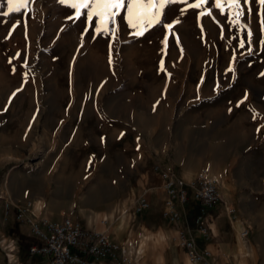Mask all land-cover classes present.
I'll use <instances>...</instances> for the list:
<instances>
[{
	"label": "rangeland",
	"instance_id": "1",
	"mask_svg": "<svg viewBox=\"0 0 264 264\" xmlns=\"http://www.w3.org/2000/svg\"><path fill=\"white\" fill-rule=\"evenodd\" d=\"M241 8L246 29L209 0L166 9L165 23L179 21L171 32L154 26L136 37L118 17L115 38L96 33L98 18L69 19L74 10L60 0L0 15V264H40L27 256L36 242L14 206L82 226L111 213L127 219L142 200L165 205V171L187 184L215 179L249 229L255 256L244 264H264V5ZM11 239L9 263L2 245Z\"/></svg>",
	"mask_w": 264,
	"mask_h": 264
},
{
	"label": "crops",
	"instance_id": "2",
	"mask_svg": "<svg viewBox=\"0 0 264 264\" xmlns=\"http://www.w3.org/2000/svg\"><path fill=\"white\" fill-rule=\"evenodd\" d=\"M162 200L161 197L159 204L149 206L144 212L136 210L127 219L111 213L106 223L97 222L95 218L83 226L105 235L112 244L130 243L129 256L134 264H191L182 246V237L194 243L197 253L209 254L204 264H244V259L254 258V249L241 236L245 224L229 215L227 203L205 207L190 198L179 209L180 220L170 222L163 216ZM198 218L207 224L208 239L198 231ZM62 219L57 215L42 220L60 223ZM136 250L138 255H135ZM39 263L47 264L46 258H40Z\"/></svg>",
	"mask_w": 264,
	"mask_h": 264
},
{
	"label": "built area",
	"instance_id": "3",
	"mask_svg": "<svg viewBox=\"0 0 264 264\" xmlns=\"http://www.w3.org/2000/svg\"><path fill=\"white\" fill-rule=\"evenodd\" d=\"M161 177L166 195L163 216L170 222L180 220L179 209L189 201L190 197L205 207L223 203L216 180L205 174L198 175L190 184L170 171L163 172ZM30 206V204L14 206L17 212L16 219L24 221L30 234L41 243L40 246L34 245L28 248L27 253L30 257L46 258L47 264H134L129 256L132 249L130 243L112 244L105 235L86 230L71 218H64L60 223L39 220L32 214ZM8 208L9 205L5 204V215ZM147 208L148 203L142 200L137 211L142 212ZM228 213L231 215L234 211L228 210ZM197 225L199 233L207 238L205 220L198 218ZM248 234L247 228L242 231L241 236L246 238ZM3 243L6 258L10 263L18 253L17 242L11 239L4 240ZM182 246L191 264L206 263L209 254L197 253L191 240L182 237ZM138 254L136 250L135 255Z\"/></svg>",
	"mask_w": 264,
	"mask_h": 264
},
{
	"label": "snow or ice",
	"instance_id": "4",
	"mask_svg": "<svg viewBox=\"0 0 264 264\" xmlns=\"http://www.w3.org/2000/svg\"><path fill=\"white\" fill-rule=\"evenodd\" d=\"M31 0H6L7 10L0 13L3 16H9L11 14H22L27 9ZM209 0H196L195 3H188L187 0H60L61 4L69 6L74 10V16H69V19H81L83 18L92 25L93 18H98V23L95 24V30L98 34H108L112 38L116 37L119 29L118 17L121 20H126L127 26L134 31L131 33L133 36H143L154 26H161L171 32L173 23H178L176 20L173 23H165L164 17L167 14L166 9L177 4L185 3L189 9H201L204 4H207ZM215 8L219 10V13L223 14L225 11V5L230 10V14L234 17L230 21V25H238L242 29H246V25L241 23V16L244 14L243 8H241V0H214ZM249 0H244L247 4ZM260 5H264V0H258ZM3 7V5H0ZM187 9L181 8V14H184ZM122 11H126L125 16H121ZM249 12L251 9L248 10ZM199 17L205 15L211 16L210 11H199ZM19 21H17V24ZM261 24L264 25V19L261 20ZM17 25H14L15 27ZM114 26V27H113ZM248 37L247 43H251L252 32L250 29L246 31ZM245 40H240L239 46L243 48L245 46ZM163 43L167 45L168 38L165 37ZM264 43V41H262ZM160 68L164 70V61H160ZM243 103V101H241ZM255 118V116H254Z\"/></svg>",
	"mask_w": 264,
	"mask_h": 264
},
{
	"label": "trees",
	"instance_id": "5",
	"mask_svg": "<svg viewBox=\"0 0 264 264\" xmlns=\"http://www.w3.org/2000/svg\"><path fill=\"white\" fill-rule=\"evenodd\" d=\"M7 214H8V213H7ZM19 225H20V226H26V223H25L24 221H22V222L20 221V222H19ZM30 235H31V234H30ZM31 238H32L36 243H35V244H31V245H29L28 248L31 247V246H34V245H37V246H40V245H41V243H40L36 238H34L32 235H31ZM28 248H27V250H28ZM27 256L30 257L28 254H27ZM38 257H39V256H38ZM39 258H41V257H39Z\"/></svg>",
	"mask_w": 264,
	"mask_h": 264
}]
</instances>
